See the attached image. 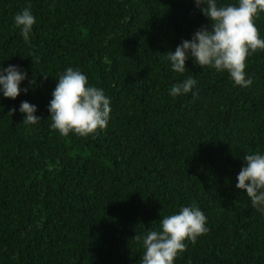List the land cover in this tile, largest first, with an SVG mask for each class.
Returning <instances> with one entry per match:
<instances>
[{
	"label": "trees",
	"instance_id": "trees-1",
	"mask_svg": "<svg viewBox=\"0 0 264 264\" xmlns=\"http://www.w3.org/2000/svg\"><path fill=\"white\" fill-rule=\"evenodd\" d=\"M29 4L31 43L13 23ZM255 24L264 37V13ZM201 25L195 0H0V64L21 65L29 87L0 96V264H141L135 236L191 204L209 231L175 264H264V214L235 187L244 155L264 153V51L247 60L246 88L191 59L175 73L166 53ZM69 66L111 98L94 137L50 128ZM188 76L196 94L170 97ZM22 101L39 124L22 123Z\"/></svg>",
	"mask_w": 264,
	"mask_h": 264
},
{
	"label": "clouds",
	"instance_id": "clouds-1",
	"mask_svg": "<svg viewBox=\"0 0 264 264\" xmlns=\"http://www.w3.org/2000/svg\"><path fill=\"white\" fill-rule=\"evenodd\" d=\"M195 6L210 21L209 26L201 25L184 39L174 51L166 53V60L172 71L184 74L189 71L186 61L191 59L201 68L227 73L234 86L250 87L247 60L257 51H264V37L260 36L255 20L264 13V0H235L221 3L219 0H195ZM14 27L25 42L37 23L31 5L25 7L13 18ZM55 89L48 104L50 128L61 136L70 133L79 137H94L107 129L112 108L111 98L102 88L92 85L79 68L67 67L59 74ZM28 79L27 71L21 65L0 64V96L15 100L29 87H21ZM34 79L29 85L34 84ZM197 80L188 76L174 83L168 90L172 98L191 93L195 95ZM17 111L13 108L10 114ZM19 112L22 123L37 125L42 120L36 115L37 105L22 101ZM235 187L242 190L251 206L264 214V153L256 151L244 155V164L236 177ZM209 231L207 217L198 205L180 206L177 212L163 216L159 228L135 236L143 254L141 264H175V259L187 248V242L195 243Z\"/></svg>",
	"mask_w": 264,
	"mask_h": 264
}]
</instances>
